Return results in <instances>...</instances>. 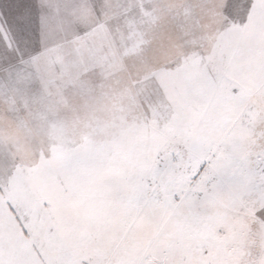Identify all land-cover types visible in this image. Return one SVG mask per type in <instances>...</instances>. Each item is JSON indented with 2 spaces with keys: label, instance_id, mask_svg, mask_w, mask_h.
Masks as SVG:
<instances>
[{
  "label": "snow or ice",
  "instance_id": "1",
  "mask_svg": "<svg viewBox=\"0 0 264 264\" xmlns=\"http://www.w3.org/2000/svg\"><path fill=\"white\" fill-rule=\"evenodd\" d=\"M0 264H264V0H0Z\"/></svg>",
  "mask_w": 264,
  "mask_h": 264
}]
</instances>
